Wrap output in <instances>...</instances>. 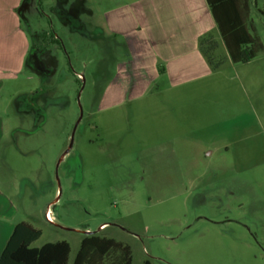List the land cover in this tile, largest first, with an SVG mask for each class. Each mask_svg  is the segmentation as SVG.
I'll list each match as a JSON object with an SVG mask.
<instances>
[{"label": "rangeland", "instance_id": "1", "mask_svg": "<svg viewBox=\"0 0 264 264\" xmlns=\"http://www.w3.org/2000/svg\"><path fill=\"white\" fill-rule=\"evenodd\" d=\"M134 1L0 0L35 47L0 94V186L40 230L34 246L68 242L67 264L101 223L131 264H264V0H249L252 60L230 62L214 30L217 68L192 58L145 89L106 25Z\"/></svg>", "mask_w": 264, "mask_h": 264}, {"label": "crops", "instance_id": "2", "mask_svg": "<svg viewBox=\"0 0 264 264\" xmlns=\"http://www.w3.org/2000/svg\"><path fill=\"white\" fill-rule=\"evenodd\" d=\"M16 3L17 0H14L13 7ZM127 7L131 10V20L126 24L122 11ZM17 23V11H0V94L6 79L22 67L29 51V40L19 30ZM106 25L111 32L117 33L127 42L130 57L127 64L131 65L133 62L141 73L139 81L142 89L163 76L167 79H182L189 59L194 58L203 63L205 59L198 49V38L209 30H216L205 0H135L127 6L124 4L110 8L106 14ZM141 31H145L143 37L139 36ZM156 59L164 63L163 67L160 69L152 66L151 73L147 72L145 66L150 63L155 65ZM3 133L4 119L0 114V142ZM56 194L55 189L53 198L46 204L45 210L49 207L51 213L54 206L51 204L55 201ZM19 214V206L0 186V253L13 227L19 222L29 223ZM102 226L104 224L101 223L96 232L105 228H101Z\"/></svg>", "mask_w": 264, "mask_h": 264}, {"label": "trees", "instance_id": "3", "mask_svg": "<svg viewBox=\"0 0 264 264\" xmlns=\"http://www.w3.org/2000/svg\"><path fill=\"white\" fill-rule=\"evenodd\" d=\"M216 31L230 62H249L262 49L258 38L249 32V0H205ZM264 14V11H259ZM212 31L198 38V49L208 66L217 68L224 57L216 53L218 45L212 40ZM35 52L30 46L25 61ZM34 64H40L38 60ZM41 232L30 223H17L0 253V264H67L70 246L66 240L48 241L40 246L31 244ZM71 264H131L130 247L99 232H87L79 241ZM141 264H151L144 260Z\"/></svg>", "mask_w": 264, "mask_h": 264}, {"label": "built area", "instance_id": "4", "mask_svg": "<svg viewBox=\"0 0 264 264\" xmlns=\"http://www.w3.org/2000/svg\"><path fill=\"white\" fill-rule=\"evenodd\" d=\"M51 28H49L47 31H45V35L48 36L51 40L53 41H57L59 40V36H58V33L52 28V26L50 25ZM78 78H81L80 75H78ZM44 216H45V219L50 222V223H53L55 218L54 216L52 215L51 211H50V208L47 207V209L45 210L44 212Z\"/></svg>", "mask_w": 264, "mask_h": 264}, {"label": "water", "instance_id": "5", "mask_svg": "<svg viewBox=\"0 0 264 264\" xmlns=\"http://www.w3.org/2000/svg\"><path fill=\"white\" fill-rule=\"evenodd\" d=\"M99 229V228H98Z\"/></svg>", "mask_w": 264, "mask_h": 264}]
</instances>
